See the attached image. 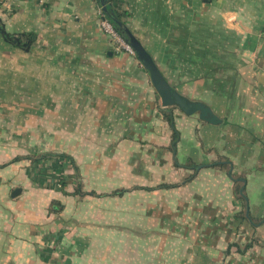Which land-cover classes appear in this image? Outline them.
Instances as JSON below:
<instances>
[{"label": "crops", "instance_id": "1", "mask_svg": "<svg viewBox=\"0 0 264 264\" xmlns=\"http://www.w3.org/2000/svg\"><path fill=\"white\" fill-rule=\"evenodd\" d=\"M120 3L170 85L221 121L161 106L99 0H0L23 41L0 32V264H264V0ZM188 157L203 171L185 193H147Z\"/></svg>", "mask_w": 264, "mask_h": 264}, {"label": "water", "instance_id": "2", "mask_svg": "<svg viewBox=\"0 0 264 264\" xmlns=\"http://www.w3.org/2000/svg\"><path fill=\"white\" fill-rule=\"evenodd\" d=\"M102 6V10H106V1L99 0ZM117 27L123 30L126 34L127 42L132 47L135 55L147 69L151 82L160 96L161 106L167 108L169 106L178 107L183 113L187 115L197 114V116L203 120L210 123H219L221 118L212 110V108L201 100H195L187 97L186 95L180 93L176 88H174L167 79L164 77L161 70L158 68L154 59L146 48L142 45L140 40L130 31L126 24L122 21H116ZM198 167L202 164L197 165ZM232 167L228 170L229 175H231ZM232 179H235L231 177ZM244 181V179L242 178ZM20 191L16 188L12 192V196H15ZM240 193L243 194V187L240 188Z\"/></svg>", "mask_w": 264, "mask_h": 264}, {"label": "trees", "instance_id": "3", "mask_svg": "<svg viewBox=\"0 0 264 264\" xmlns=\"http://www.w3.org/2000/svg\"><path fill=\"white\" fill-rule=\"evenodd\" d=\"M104 16L106 17L114 26V28L121 34V36L127 41L126 38V34L123 30L118 29L117 27V23L116 21H122L125 23V18L127 16H129V11L124 9L121 6L120 0H107L106 1V10L101 12V16L100 18ZM0 32L2 33L3 37L11 42L12 44H19L20 46L23 45V41H21L19 39V37L14 36L13 34L7 32L4 28H3V24L0 20ZM134 53V52H133ZM135 54V53H134ZM163 116L165 117V119L172 124L173 127V131H172V135H173V140H175L178 136V132L175 129L174 125H173V116L171 111L169 110H163L162 111ZM200 119V118H199ZM173 184L170 185H166V186H172ZM147 188H155V187H147ZM122 191H124V189H117L114 191V193H121Z\"/></svg>", "mask_w": 264, "mask_h": 264}, {"label": "rangeland", "instance_id": "4", "mask_svg": "<svg viewBox=\"0 0 264 264\" xmlns=\"http://www.w3.org/2000/svg\"><path fill=\"white\" fill-rule=\"evenodd\" d=\"M53 163V161H52ZM55 163V162H54ZM202 162H196L195 160L193 161L190 157L186 158L182 164L184 165H180L181 168H184V172L183 174L180 176L179 180L177 182H155L153 186H147V187H156V188H161L163 190L165 189H170V188H174V187H177V186H180V190H179V193H185L186 192V189H187V184L188 182L197 174L201 173L203 170H202V166L198 167L197 165L201 164ZM183 166V167H182ZM55 166H51V170L52 172L54 171V168ZM186 168L188 169L186 171ZM223 170L221 171V173H225L226 170L228 169V166H223ZM170 185V184H173L172 186H166V185ZM239 183H236V185L234 186V193H239ZM154 188H147V193H154L152 190ZM191 189L192 186H191ZM127 191V189L125 190V192ZM192 190H190L191 192ZM203 193L202 191V184H201V180L198 182V185L197 187H195L193 189V193ZM122 193V192H121ZM136 201L135 203H138L139 199H135L134 197H132V201ZM137 206V205H136ZM111 215V214H109ZM93 217V218H91ZM84 221H90V220H96L97 216L96 215H91V214H86L84 213ZM112 221V219H110Z\"/></svg>", "mask_w": 264, "mask_h": 264}, {"label": "built area", "instance_id": "5", "mask_svg": "<svg viewBox=\"0 0 264 264\" xmlns=\"http://www.w3.org/2000/svg\"><path fill=\"white\" fill-rule=\"evenodd\" d=\"M100 24L102 30L110 36L117 48L124 49L130 53L134 52L130 44L121 36V34L114 28L113 24L106 17H102V19L100 20ZM47 161H49L47 162V167L51 168V166L53 165L52 161L54 163L55 160L53 159V157H51V159H48ZM50 168L49 170L51 172L52 170ZM53 177L55 178H52V181L59 185L58 176Z\"/></svg>", "mask_w": 264, "mask_h": 264}]
</instances>
